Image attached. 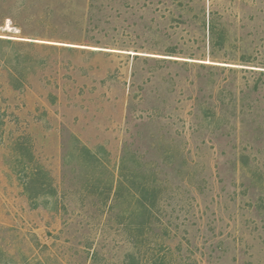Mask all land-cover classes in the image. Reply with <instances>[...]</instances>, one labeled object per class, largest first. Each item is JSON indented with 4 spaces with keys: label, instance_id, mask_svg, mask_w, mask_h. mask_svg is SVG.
Returning a JSON list of instances; mask_svg holds the SVG:
<instances>
[{
    "label": "rangeland",
    "instance_id": "374dc122",
    "mask_svg": "<svg viewBox=\"0 0 264 264\" xmlns=\"http://www.w3.org/2000/svg\"><path fill=\"white\" fill-rule=\"evenodd\" d=\"M260 72L264 0H0V264H264Z\"/></svg>",
    "mask_w": 264,
    "mask_h": 264
},
{
    "label": "trees",
    "instance_id": "16d2710c",
    "mask_svg": "<svg viewBox=\"0 0 264 264\" xmlns=\"http://www.w3.org/2000/svg\"><path fill=\"white\" fill-rule=\"evenodd\" d=\"M216 16H217V14L215 12H212L210 14V19H208L207 22L205 21V19H203V21L201 22V27L203 28V32H204L203 36L208 37L209 46L211 48H216L219 45L218 41L222 40L223 33H224V29L222 28V26L219 24V22H217L215 20V19H217ZM164 52H165V55H163V56H166V57H176L175 55L178 54L175 51V49H173V48L166 49ZM158 60L177 62L175 60H169V59H158ZM200 65L202 67L204 66V64H200ZM242 66H245V65H242ZM230 69H231L230 71H234V70H232L233 68H230ZM241 70H243V69H241ZM249 72L252 74V72H254V71L249 70ZM259 75H264V73L260 72ZM254 89L256 90V88H254Z\"/></svg>",
    "mask_w": 264,
    "mask_h": 264
}]
</instances>
